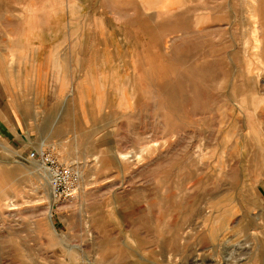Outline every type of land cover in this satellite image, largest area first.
I'll return each instance as SVG.
<instances>
[{
  "label": "rangeland",
  "instance_id": "1",
  "mask_svg": "<svg viewBox=\"0 0 264 264\" xmlns=\"http://www.w3.org/2000/svg\"><path fill=\"white\" fill-rule=\"evenodd\" d=\"M221 1L0 0V264H264V0Z\"/></svg>",
  "mask_w": 264,
  "mask_h": 264
},
{
  "label": "built area",
  "instance_id": "2",
  "mask_svg": "<svg viewBox=\"0 0 264 264\" xmlns=\"http://www.w3.org/2000/svg\"><path fill=\"white\" fill-rule=\"evenodd\" d=\"M28 157L38 161L48 178L51 196L60 202L75 196L79 174L71 165L61 163L57 157L47 149L30 151Z\"/></svg>",
  "mask_w": 264,
  "mask_h": 264
},
{
  "label": "crops",
  "instance_id": "3",
  "mask_svg": "<svg viewBox=\"0 0 264 264\" xmlns=\"http://www.w3.org/2000/svg\"><path fill=\"white\" fill-rule=\"evenodd\" d=\"M194 1V0H193ZM202 3H207L208 0H200ZM216 1H220V0H216ZM224 0H222L221 2L223 3ZM219 8V9H217ZM217 10H215L216 13L211 12L208 14V7L207 4H205V6L200 5V9L201 11H203L204 13L199 14V16L202 17H224V13H223V6L222 5H217ZM206 9V10H205ZM231 16H233L234 14H230Z\"/></svg>",
  "mask_w": 264,
  "mask_h": 264
},
{
  "label": "bare ground",
  "instance_id": "4",
  "mask_svg": "<svg viewBox=\"0 0 264 264\" xmlns=\"http://www.w3.org/2000/svg\"><path fill=\"white\" fill-rule=\"evenodd\" d=\"M257 46H258V45H257ZM78 76H79V75H78ZM159 87H160V86H159ZM45 175H46V174H45ZM215 194H216V193H215ZM11 205H12L11 208L14 209V208H15V206H14L15 203H14V204L11 203ZM49 210H50V209H49ZM48 213H49V212H48ZM193 261H194V260H193Z\"/></svg>",
  "mask_w": 264,
  "mask_h": 264
}]
</instances>
